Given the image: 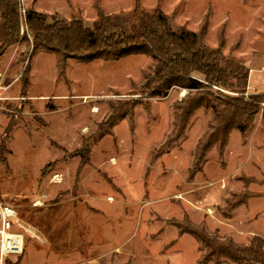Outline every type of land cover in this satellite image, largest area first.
Returning a JSON list of instances; mask_svg holds the SVG:
<instances>
[{
  "label": "rangeland",
  "instance_id": "obj_1",
  "mask_svg": "<svg viewBox=\"0 0 264 264\" xmlns=\"http://www.w3.org/2000/svg\"><path fill=\"white\" fill-rule=\"evenodd\" d=\"M20 6V42L0 75V201L39 239L25 235L23 253L3 264H198L199 245L190 236L178 239L170 221L205 224L239 244L264 240V207L253 218L246 206H230L243 194L264 206L262 112L247 134L231 132L222 155L212 149L198 171L194 152L213 118L204 108L184 138L155 158L173 130L175 104L197 90L173 86L150 97L145 77L154 62L144 55L68 59L61 74L54 54L31 57L26 20L33 9L89 28L101 14L140 25L160 11L174 26L203 34L226 62L246 67L249 84L241 92L191 76L218 98L249 102L264 94V0H21ZM114 121L112 134L94 142Z\"/></svg>",
  "mask_w": 264,
  "mask_h": 264
},
{
  "label": "trees",
  "instance_id": "obj_2",
  "mask_svg": "<svg viewBox=\"0 0 264 264\" xmlns=\"http://www.w3.org/2000/svg\"><path fill=\"white\" fill-rule=\"evenodd\" d=\"M20 2L0 0V57L9 47L20 42ZM26 20L34 36L31 57L39 51L54 54L61 74L68 59L91 63L96 60L120 61L128 56L144 55L151 57L154 62L150 74L145 77V88L152 90L150 97L163 95L173 86L197 90L175 104L173 130L158 153L155 151V158L158 157L156 154L162 155L170 150L174 142L184 138L191 118L201 108L212 111L213 118L207 133L196 146L193 161L195 171L201 169V164L212 149L223 154L232 131L247 134L253 129L255 118L261 112L264 120V94L251 96L249 102L243 97L221 99L206 91V85L191 76L202 75L207 86H235L237 90L245 92L249 84V70L226 62L221 49L209 47L203 34L174 26L160 11H155L148 21L140 25H124L116 16L101 14L99 24L89 28L82 20L61 19L56 14L49 16L33 9L27 11ZM153 85L157 88H153ZM28 87L29 81L25 82L24 94ZM128 115L129 112H126L121 118ZM116 124L114 121L108 128L102 127L100 136L94 142L111 135ZM248 199L249 196L243 194L242 200L230 206L234 209L246 204ZM170 225L177 228L180 235H190L197 241L202 252L198 264H264V240L258 236L249 244H239L233 238L210 232L205 224L193 226L183 220L170 221Z\"/></svg>",
  "mask_w": 264,
  "mask_h": 264
},
{
  "label": "built area",
  "instance_id": "obj_3",
  "mask_svg": "<svg viewBox=\"0 0 264 264\" xmlns=\"http://www.w3.org/2000/svg\"><path fill=\"white\" fill-rule=\"evenodd\" d=\"M21 11L25 14V10ZM0 100H2L1 95ZM84 100L87 101L88 98L84 97ZM53 180L59 181L57 178ZM25 234L39 239L33 229L22 224L14 207L0 201V264H3L7 256L23 253Z\"/></svg>",
  "mask_w": 264,
  "mask_h": 264
},
{
  "label": "crops",
  "instance_id": "obj_4",
  "mask_svg": "<svg viewBox=\"0 0 264 264\" xmlns=\"http://www.w3.org/2000/svg\"><path fill=\"white\" fill-rule=\"evenodd\" d=\"M12 47V46H11ZM11 47H9L4 53H3V55L0 57V75L2 74V75H4L5 73H6V71H5V73H4V70L2 71V69H5V68H7V66H8V68H7V70H9L10 69V67H11V60L13 59V57H14V50H13V52L11 53V54H8V51L10 50V48ZM16 51V50H15ZM8 55V56H7ZM21 78V77H20ZM19 80H18V77L16 76V77H14V79L11 81L12 83H10V84H13L14 82H18ZM6 82H8V81H6ZM30 83L31 82H29V85H30ZM9 86V85H8ZM31 86V85H30ZM0 87H1V82H0ZM29 88V87H28ZM29 90V89H28ZM27 93H29V91H27ZM26 93V94H27ZM231 148V147H230ZM235 148V147H234ZM231 150H233V148H231ZM258 197H255L254 199L255 200H253V201H251L252 199H251V195L249 196V199H248V202L246 203V204H244V206H246L247 207V209H248V211H249V213H251L252 214V217L253 218H256V216H258L260 213H262L263 212V207L264 206H261L260 207V203L262 202H260V199H257ZM261 209H263V210H261ZM250 214V215H251ZM196 224H200V223H196ZM261 230V229H260ZM213 233H216V232H213ZM218 233V232H217ZM177 235H178V239H180L181 237H183V236H190V235H187V234H185V235H180L179 234V232H178V230H177ZM191 237V236H190ZM193 238V237H192ZM194 239V238H193ZM195 240V239H194ZM195 242L197 243V241L195 240ZM197 245H198V243H197ZM200 249V248H199ZM201 254H202V252H201ZM201 256V255H200ZM227 263H230V262H225V263H223V264H227ZM234 264V263H233Z\"/></svg>",
  "mask_w": 264,
  "mask_h": 264
}]
</instances>
